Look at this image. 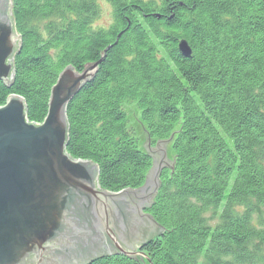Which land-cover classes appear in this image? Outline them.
Wrapping results in <instances>:
<instances>
[{"label": "trees", "instance_id": "obj_1", "mask_svg": "<svg viewBox=\"0 0 264 264\" xmlns=\"http://www.w3.org/2000/svg\"><path fill=\"white\" fill-rule=\"evenodd\" d=\"M108 1L113 21L106 30H94V0H12L21 48L12 84L0 83V106L18 95L27 119L41 122L58 74L67 66L82 71L97 64L94 80L67 107L65 150L98 166L103 190L137 189L151 166L126 130L123 101L136 102L152 140L166 139L181 124L173 172L161 173L147 212L164 229L142 247L148 264H264V225L253 222L259 210L228 216L232 205L247 206L248 197L264 208L263 5ZM180 41L188 56L179 50ZM221 204L215 230L206 228L201 210ZM92 264L142 262L139 256H109Z\"/></svg>", "mask_w": 264, "mask_h": 264}, {"label": "water", "instance_id": "obj_2", "mask_svg": "<svg viewBox=\"0 0 264 264\" xmlns=\"http://www.w3.org/2000/svg\"><path fill=\"white\" fill-rule=\"evenodd\" d=\"M19 44L11 0H0V82L8 86ZM178 48L190 54L185 42ZM96 70L97 64L82 74L65 68L42 124L27 122L21 97L9 95L0 106V264H86L115 253L148 264L138 249L163 229L141 209L153 202L159 169L173 170L171 145L181 124L152 148L137 110L128 107L138 149L151 158V168L137 189L103 190L96 165L72 159L65 150L67 103Z\"/></svg>", "mask_w": 264, "mask_h": 264}, {"label": "rangeland", "instance_id": "obj_3", "mask_svg": "<svg viewBox=\"0 0 264 264\" xmlns=\"http://www.w3.org/2000/svg\"><path fill=\"white\" fill-rule=\"evenodd\" d=\"M95 1V3L98 5V15L94 18V20H93V29L94 30H106L109 26H110V24H111V21H113V12H114V10H113V8H112V5H111V3L108 1V0H94ZM144 1H148V0H144ZM260 2H261V4L263 5V7H264V2L262 1V0H260ZM11 6H12V0H11ZM13 23H14V21H13ZM43 26H44V23L42 22V23H38V28H39V30H42L43 29ZM14 30H15V23H14ZM15 32H16V30H15ZM16 34H17V32H16ZM121 34H123L122 32L121 33H119L118 35H117V37H120V35ZM18 35V34H17ZM18 37H19V35H18ZM180 42H183V41H180ZM180 42H179V44H180ZM19 43H20V37H19ZM20 48H21V46H20V44H19V48L15 51V53H14V56H13V62H14V58H15V56L17 55V53H19L20 52ZM13 65H14V63H13ZM90 65H88V66H86L82 71H77L76 69H74L73 67H72V70L74 71V73H78V74H82V73H84L85 72V69L87 68V67H89ZM67 67H71V66H67ZM67 67H65V68H67ZM64 68V69H65ZM12 69H13V66H12ZM63 69V70H64ZM62 70V71H63ZM61 71V72H62ZM97 71H98V69L96 70V72H95V74H94V76L89 80V81H86L81 87H79L78 88V90H77V92L75 93V95H77V93L83 88V87H85L87 84H89V83H91L93 80H94V78H95V76H96V73H97ZM60 72V73H61ZM60 73L58 74V76L60 75ZM13 76H14V69H13ZM57 79H58V77H57ZM57 79H56V81H57ZM12 80H13V77H11V80H10V82L8 83L9 84V86L12 84ZM1 83V82H0ZM55 84H56V82H55ZM54 84V85H55ZM5 86H7V87H9L8 85H6V84H4ZM53 85V86H54ZM52 86V87H53ZM52 87H51V89H52ZM51 89H50V93H49V98H48V102H49V99H50V94H51ZM75 95L73 96V97H71V99H70V101L67 103V106H66V110H65V113H67V107H68V105H69V103L73 100V98L75 97ZM15 96H18V95H15ZM18 97H20V96H18ZM22 98V97H21ZM23 99V98H22ZM194 100H196V97H194ZM25 103V102H24ZM2 106V105H1ZM130 106H133L136 110H137V112H138V114H139V117H140V119H141V121H142V123H143V120H142V113H141V111H140V109L138 108V106H137V104H136V102H134V101H130V100H125V101H123L121 104H120V106H119V108H120V111L123 113V115L125 116V119H126V130L127 131H129L132 135H134L135 136V139L137 140V144H138V139H137V135H136V133H135V131H134V129H133V127H132V125H131V123H130V121H129V119H128V117H127V115H126V109L128 108V107H130ZM48 108H49V105H48V103H47V110H48ZM25 116H26V119H27V115H26V107H25ZM46 114H47V111H46ZM45 117H46V115L44 116V118H43V120L41 121V122H38V123H35V124H42L43 123V121H44V119H45ZM27 122L28 123H34V122H30L28 119H27ZM66 123H67V130H68V128H69V126H68V122H67V114H66ZM144 124V123H143ZM146 126V125H145ZM147 128V127H146ZM147 132H148V129H147ZM179 135H180V132L179 133H177V135H176V137H175V139H174V141H173V143H172V145H171V149H172V151L174 152V145H175V143H176V141L179 139ZM67 138H68V131H67ZM148 138H149V140H150V146L152 147V148H154L155 146H156V144H157V142H158V140H152V139H150V137H149V132H148ZM163 140H165V139H163ZM159 141H162V140H159ZM225 142H228V141H225ZM137 148H138V145H137ZM67 155H69V154H67ZM146 155V154H145ZM70 156V155H69ZM149 157V156H148ZM70 158H72L71 156H70ZM73 159V158H72ZM149 159L151 160V158L149 157ZM77 160H80V161H89V162H92V161H90V160H82V159H77ZM176 160V159H175ZM93 163V162H92ZM95 164V163H94ZM174 164H175V162H174ZM96 165V164H95ZM96 168H97V181L99 180V169H98V166L96 165ZM150 168H151V166H150ZM173 169H174V165H173ZM163 171H167V169L165 168V167H161L160 169H159V172H158V179H160V175H161V173L163 172ZM172 172H173V170H172ZM171 172V173H172ZM170 173V174H171ZM233 180H234V178H233ZM233 180L231 179L230 180V182H229V185H231L232 184V182H233ZM98 184H99V181H98ZM160 185H161V183H160V181H159V186H158V188H157V191L159 190V187H160ZM100 186V185H99ZM227 189H229V190H227L225 193H227V194H229L230 192V188H229V186L227 187ZM124 190H126V189H124ZM123 191V190H122ZM119 192H121V191H119ZM118 193V192H117ZM157 193V192H156ZM155 196H156V194H155ZM154 196V197H155ZM253 201H254V199H252L251 197H248L247 199H244L243 200V204H246L247 206H243V207H237V206H235V205H232V207L230 208V211L232 212V213H229L228 214V216H231L232 214H233V212L234 211H243L244 209L243 208H247L248 210H249V212L250 213H255L256 211H258V213H255L254 215H253V222L255 223V224H257L258 226H260V225H264V208L263 207H260L259 209L256 207V206H253ZM192 203L194 204V205H196V204H198V202L196 201V200H194V202L192 201ZM151 207V206H150ZM150 207H148V208H142L141 209V212L143 213V214H147V212H148V209L150 208ZM198 207H200V205H198ZM224 206H223V204H221L219 207L218 206H207V207H205L203 210H201V212H200V218H201V220H203L204 221V225H205V227L207 226L208 228H210V230H215V227L217 226V224L219 223V221H220V218H222L223 217V211H224ZM254 208H257L256 210L254 209ZM148 215V214H147ZM229 218V217H228ZM206 227V228H207ZM163 232H164V229H163ZM163 232H162V234L161 235H159V236H157V237H155L153 240H150L149 242H152V241H154L155 239H157V238H159V237H161L162 235H163ZM145 245V244H144ZM144 245H142L141 246V248L140 249H138V251L139 252H141V250H142V247L144 246ZM109 256H123V257H126L124 254H122V253H115V254H110V255H107V256H103V257H99V258H97V259H95V260H93V261H91V262H88V263H86V264H92L93 262H95V261H97V260H100V259H103V258H106V257H109Z\"/></svg>", "mask_w": 264, "mask_h": 264}]
</instances>
